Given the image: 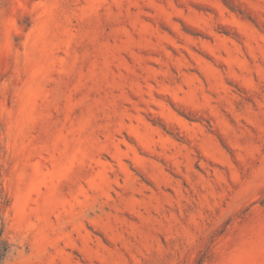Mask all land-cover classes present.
<instances>
[{
    "label": "rangeland",
    "instance_id": "obj_1",
    "mask_svg": "<svg viewBox=\"0 0 264 264\" xmlns=\"http://www.w3.org/2000/svg\"><path fill=\"white\" fill-rule=\"evenodd\" d=\"M4 264H264V0H0Z\"/></svg>",
    "mask_w": 264,
    "mask_h": 264
},
{
    "label": "trees",
    "instance_id": "obj_2",
    "mask_svg": "<svg viewBox=\"0 0 264 264\" xmlns=\"http://www.w3.org/2000/svg\"><path fill=\"white\" fill-rule=\"evenodd\" d=\"M13 245L4 236L3 230H0V264H4L9 254L12 252Z\"/></svg>",
    "mask_w": 264,
    "mask_h": 264
}]
</instances>
